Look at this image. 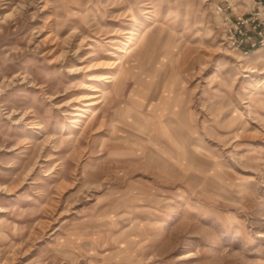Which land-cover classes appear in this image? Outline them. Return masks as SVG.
<instances>
[{
  "label": "rangeland",
  "instance_id": "374dc122",
  "mask_svg": "<svg viewBox=\"0 0 264 264\" xmlns=\"http://www.w3.org/2000/svg\"><path fill=\"white\" fill-rule=\"evenodd\" d=\"M224 1L0 0V264H264V48Z\"/></svg>",
  "mask_w": 264,
  "mask_h": 264
},
{
  "label": "built area",
  "instance_id": "2783aa9c",
  "mask_svg": "<svg viewBox=\"0 0 264 264\" xmlns=\"http://www.w3.org/2000/svg\"><path fill=\"white\" fill-rule=\"evenodd\" d=\"M247 11H242V7ZM222 14L226 40L231 47L248 54L264 48V0H225L218 6Z\"/></svg>",
  "mask_w": 264,
  "mask_h": 264
},
{
  "label": "bare ground",
  "instance_id": "6f19581e",
  "mask_svg": "<svg viewBox=\"0 0 264 264\" xmlns=\"http://www.w3.org/2000/svg\"><path fill=\"white\" fill-rule=\"evenodd\" d=\"M125 49H122V51H124ZM81 115H83V114H81Z\"/></svg>",
  "mask_w": 264,
  "mask_h": 264
}]
</instances>
